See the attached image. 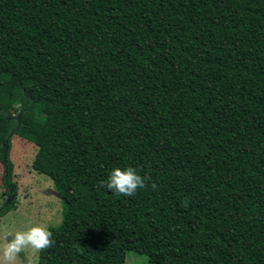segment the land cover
Masks as SVG:
<instances>
[{
  "label": "trees",
  "instance_id": "1",
  "mask_svg": "<svg viewBox=\"0 0 264 264\" xmlns=\"http://www.w3.org/2000/svg\"><path fill=\"white\" fill-rule=\"evenodd\" d=\"M14 135L63 203L38 264H264V0H0L11 197Z\"/></svg>",
  "mask_w": 264,
  "mask_h": 264
},
{
  "label": "rangeland",
  "instance_id": "2",
  "mask_svg": "<svg viewBox=\"0 0 264 264\" xmlns=\"http://www.w3.org/2000/svg\"><path fill=\"white\" fill-rule=\"evenodd\" d=\"M20 123H31L33 115L17 116ZM9 158L13 163V181L17 184V195L11 197L3 185L4 167L0 161V207L6 202L14 203V209L0 219V248L4 237L11 238L18 231H26L30 227H59L63 221V203L53 182L45 175L34 171L32 165L37 153V147L14 135L11 142ZM39 252L30 246L26 247L15 260V264H38ZM126 264H148L144 254L129 252ZM156 264H165L159 260Z\"/></svg>",
  "mask_w": 264,
  "mask_h": 264
},
{
  "label": "clouds",
  "instance_id": "3",
  "mask_svg": "<svg viewBox=\"0 0 264 264\" xmlns=\"http://www.w3.org/2000/svg\"><path fill=\"white\" fill-rule=\"evenodd\" d=\"M99 187L131 197L138 189L145 187V178L132 167L114 168L108 179L100 182ZM152 187L155 188V184ZM52 236L53 233L47 227L39 225L18 231L11 238L5 236L0 248V264H15L17 256L29 246L36 252L51 248L54 244Z\"/></svg>",
  "mask_w": 264,
  "mask_h": 264
},
{
  "label": "water",
  "instance_id": "4",
  "mask_svg": "<svg viewBox=\"0 0 264 264\" xmlns=\"http://www.w3.org/2000/svg\"><path fill=\"white\" fill-rule=\"evenodd\" d=\"M19 119V118H18ZM6 146V151H7V148H8V144L5 145ZM11 201H8V204H10Z\"/></svg>",
  "mask_w": 264,
  "mask_h": 264
}]
</instances>
